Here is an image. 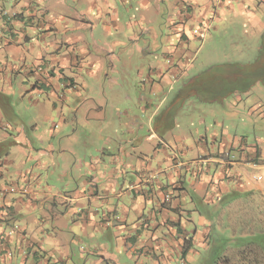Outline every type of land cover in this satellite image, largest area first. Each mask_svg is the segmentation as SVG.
Returning <instances> with one entry per match:
<instances>
[{"label": "crops", "instance_id": "crops-1", "mask_svg": "<svg viewBox=\"0 0 264 264\" xmlns=\"http://www.w3.org/2000/svg\"><path fill=\"white\" fill-rule=\"evenodd\" d=\"M259 2L262 8L257 10L263 12L264 0ZM253 3L258 0H0V178L10 146L27 150L29 161L34 160L32 155H45L52 162L56 159L52 143L46 150L37 149L34 142L23 134V128L11 122L18 117L14 111L16 98L23 103L27 99L32 101L46 87L51 96L64 103L66 94L76 83L72 80L73 66L78 63L79 72L86 68L85 63L88 70L101 67L106 61L99 58L100 51H107L108 62L113 64L111 58H116L121 39L131 41L135 52L150 54L151 41L152 44L156 42L158 36L153 24L166 11L172 13L164 22L169 31L165 56L173 67L167 71L159 67L151 72L160 84L173 83V78H188L184 76L191 67L188 61L184 65L185 58H188L185 44L176 43L183 42L188 35L193 38L200 33L206 35L211 29L210 16L221 12L246 14L251 23L264 32V20ZM41 39L44 46L40 44ZM142 41L143 48L139 45ZM82 57L85 58L83 63L78 61ZM27 64H30L29 69ZM42 64L56 69L58 75L44 77L38 74L35 70ZM218 67L212 66L199 76L193 75L190 81L194 80V83L190 87L189 82L183 83L171 102V87V90L164 91L155 108L142 109L144 114H149L147 125L141 124L136 115L130 124H126L131 134L129 142L148 143L153 148L154 157L148 160L143 152L133 157L131 152L120 147V156L132 158L130 179H126L123 185L111 171L107 180V177L101 181L91 177L88 184L78 185L71 193L53 194L52 187L44 186L37 175L50 164L47 161L41 164L39 160V167L33 174L28 171L16 173L13 186L0 183V196L4 198V206L0 208L8 210V214H0V255L12 244L23 254L27 244L30 249L34 248L33 253L36 248L45 254L50 250L53 257L58 253L59 257L54 260L56 264H69L68 259L75 256L72 244L84 240L86 248H83L85 256L82 257H86V261L83 264H130V261L136 264H146V261L149 264H188L189 257L195 264L209 263L205 256L209 255L217 239L225 240L221 234L225 229L221 216L226 214L230 222L236 221L235 216L240 212L238 208L246 198H250L248 201L258 200L261 205L264 201V178L259 173L264 170V149L259 145L249 147L245 137L223 131L221 135L214 132L210 141L207 136H199L189 147L187 137L176 132L177 118L186 101L182 94L189 90L197 94L196 87L206 88L210 83H200L204 80L202 75L206 76ZM241 67L238 77L228 79V84L241 86L239 82L241 78H247L243 75L248 68L247 65ZM61 80L64 83L59 82ZM149 82L156 84L152 77ZM154 90L164 88L153 86ZM39 104V101L34 103L32 109H37ZM43 108L40 106L39 109ZM44 118L48 120L47 116ZM51 121L55 126L54 120ZM20 122L26 127L23 120ZM7 129L12 133L16 129L17 137ZM56 129L57 126L51 132L52 138ZM143 130L145 135L140 134ZM36 132L35 125L31 137H35ZM60 173L66 179L67 172L61 168ZM8 194L14 195L11 201L6 197ZM36 212L39 216L31 219ZM24 216L27 218L22 224L23 221L17 219ZM241 220L240 223L249 224V232L255 235L253 239L259 244L254 242L257 245L255 252L250 248L253 243L243 247L236 263L264 264L263 228L252 226L255 224L252 215L246 214ZM32 222L40 228L41 242L29 231ZM14 233L18 240L12 236ZM65 233L73 237H66ZM50 239L55 241H48ZM46 242L57 244L58 248L46 251ZM186 245L190 249L185 254ZM227 253L223 249L218 261L228 257ZM252 253L256 258L251 263L247 256ZM139 255L145 260L137 261ZM8 256L10 254L3 256L4 262ZM226 261L231 262L229 259L223 264ZM41 263L51 264L52 260L39 261Z\"/></svg>", "mask_w": 264, "mask_h": 264}, {"label": "rangeland", "instance_id": "rangeland-1", "mask_svg": "<svg viewBox=\"0 0 264 264\" xmlns=\"http://www.w3.org/2000/svg\"><path fill=\"white\" fill-rule=\"evenodd\" d=\"M259 1L253 3L256 10L262 8ZM257 11L259 17L264 20V11L261 12V9ZM171 13V11H166L165 15L159 16V20L153 24L158 36H156V42L152 44L151 41L152 47L148 49L150 54L144 55L142 52H135L131 41L127 40L125 42L124 39H121V47L118 46L116 49V58H111L113 64L108 62L110 59L107 51H100L101 57L99 58L106 61L104 64H100L101 67L95 66L88 70L89 66L85 63L86 68L83 72H79V64L76 63L73 66L74 77L72 79L76 82V85L71 86L72 91L66 94L67 97L64 103L51 96L49 94L50 89L46 87H43L42 94L34 97L32 101L27 99L23 103L19 98H16L14 111L18 117H14L11 122L15 126L23 128V134L34 142L37 149L46 150L52 143L56 159L52 162L45 155L43 157L32 155L34 160L29 161L27 150H22L15 145L10 146L8 156L4 157L5 164H3V176L0 178V183L4 186H13L14 182L16 183V180H13L14 175L26 171L33 174V171L35 172L39 167L37 162L39 160L41 164H43V161L50 164L37 175L43 181L44 186L50 185L52 187L53 194L71 193L78 185L81 187L84 183L88 184L91 177H96L99 181L104 180L103 177H107V180L111 171H114L115 179L123 185L126 179H130L131 166H129V163L132 158L120 156V147H124L131 152L133 157L136 154L139 156V152H143L144 155L148 156V160H152L154 157L153 148L148 143L129 142L131 134H129L130 130L128 131L126 124H130L129 122H132L133 116L136 115L139 117L141 124L147 125L149 114H144L142 109L145 107L146 109L155 108L162 100L164 91L172 89L169 98V102H171L177 96L178 89L181 88L183 83L190 82L193 75L199 76L200 73L210 70L212 66L219 67L208 72L206 76L202 75L205 82L210 83L206 85V88H203L204 90L196 87L197 94H192L193 91L191 90L184 91V94H182L186 101L184 109L177 118L176 132L187 137L186 145L189 147L195 144L194 141L199 139V136H207L210 141L214 132L221 135L223 131H228L232 136L245 137L249 147L257 144L261 149H264V80L255 81L258 76H264V69H261L264 65L262 63L264 49L261 50L264 45V32L260 30L259 26L251 23L250 17L246 14L237 15L234 12L212 14L210 16L211 29L206 35L200 33L197 38L188 35L187 38H183V42L176 43V45L185 44V55H188V58L186 57L184 60V65H187L186 61H188L191 68L186 71L188 75L184 76H188V78H185L186 81L184 78H173V83L160 84L159 79L151 71L159 67L167 71L173 67L165 56L167 54V41L169 39L167 33L169 31H167L164 22L165 18L170 16ZM137 19L139 20L138 17ZM137 28L135 27V29ZM40 44L45 45L42 39ZM139 45L142 48L145 47L144 41ZM82 60L84 62L85 58L82 57L78 61L83 63ZM231 64L234 67H231ZM237 65L240 68L247 65L248 72L244 70L245 74L243 76L251 75L249 78H241L239 82L241 86L227 84L222 78H216L219 74L226 79L235 80L241 72ZM48 66V64L47 66L42 64L35 71L44 77L48 74L51 77L53 74L58 75V72H55L56 69L53 68L52 70ZM29 67L30 64H27L28 69ZM255 72L257 74H254ZM247 73L249 74L247 75ZM151 77L156 82L155 85L153 82H149ZM24 82L31 89L30 84L25 79ZM59 82L64 83L62 80ZM153 86H161L164 90L152 91ZM38 101L40 103L39 107L32 109L34 103ZM40 106L44 108L39 109ZM46 116L48 120H45L44 117ZM52 119L55 126L51 123ZM100 119L104 121L101 122ZM20 120L25 122L26 127L21 125ZM35 125L37 127L36 136L31 137L34 136L31 132ZM56 126L55 137L52 138L51 132ZM7 131L12 133L8 129ZM140 134L145 135V131H141ZM12 135L17 137L16 129H14ZM40 135L43 136L41 138L37 137ZM119 138L126 140V142L119 141ZM7 142L11 143V140ZM63 151H66V153L62 154ZM32 152L33 154L36 153L33 149ZM61 168L64 169V172H67L66 179L60 173ZM259 173L264 178V170ZM13 196L8 194L6 197L11 201ZM249 199L246 198L241 203L238 208L240 212L237 211L239 213L235 216L236 221L232 220L233 223L229 221L226 214L221 216L225 228L221 234H223L225 240L217 239V243L214 244L209 255L205 256V259L209 260L207 264H223V261L229 259L237 264L239 252L249 243H253L250 248L255 252L254 248L257 247L256 244H259V242L254 240L255 235L249 232L251 230L249 224H242L240 220L244 219L246 214L252 215V219L255 221L252 226L255 225L256 228L261 226L264 230V201L261 205L258 200L248 201ZM258 199L261 200L262 198L258 196ZM3 201V196H0V206H4ZM3 213L8 214V210L0 208V214ZM38 216L39 212H36L30 218L33 219ZM26 218L24 216L17 220L19 222L22 220V224H24ZM19 224L21 225V223ZM30 225L29 231L33 232L32 235L36 236L38 241L41 242L42 240L39 237L41 232L37 226L38 224L32 222ZM10 229L8 228L9 231H11ZM67 231L71 230H65V232ZM65 234L66 237H73L72 234ZM12 236L18 240L16 233ZM48 241L54 242L55 240L50 239ZM83 241L79 240L77 244H72L75 256L68 259L69 264H83L86 261V257H82V255L85 256L83 248H86ZM261 245L264 246V242ZM48 248H58V245L54 243L49 245L46 242L45 250H49ZM33 249L25 244V252L20 254L16 245H9L8 250L5 249L0 255V264H39V261L44 262L49 259L52 260L51 264H56L54 260L56 261L59 257L58 253L53 257L50 250L48 254H45L38 248L33 253ZM223 249L228 252L226 254L228 257L224 258L225 260L220 259L218 261ZM6 254H10V256L4 262L2 258ZM189 258L188 264H195L192 258ZM247 258L252 263L255 261L256 255L252 253ZM138 260L143 261L145 258L139 255ZM231 262L226 261V264ZM130 264H136V262L130 261ZM146 264H149V262L146 261Z\"/></svg>", "mask_w": 264, "mask_h": 264}, {"label": "flooded vegetation", "instance_id": "flooded-vegetation-1", "mask_svg": "<svg viewBox=\"0 0 264 264\" xmlns=\"http://www.w3.org/2000/svg\"><path fill=\"white\" fill-rule=\"evenodd\" d=\"M263 55H264V52H263ZM262 63L264 64V60L262 61ZM261 69H264V65H263V68H261ZM260 69V70H261ZM249 71H251V70H249ZM254 72V71H253ZM250 73H252V71L250 72ZM249 74V73H248ZM254 74H257V72H255ZM243 77V76H242ZM247 78H249V77H251V75L250 76H246ZM255 77H257V76H255ZM216 78H222L223 80H225L226 81V83L228 84L229 83V80L228 79H226L225 77H223L222 75H219L218 74V76L216 77ZM260 80H264V76H258L256 79H255V81H260ZM194 83V80H191L190 82H189V84H188V86L190 85H192ZM200 83H203V84H205L206 82H205V80H203L202 82H200ZM207 84V83H206ZM189 86V87H190Z\"/></svg>", "mask_w": 264, "mask_h": 264}, {"label": "trees", "instance_id": "trees-1", "mask_svg": "<svg viewBox=\"0 0 264 264\" xmlns=\"http://www.w3.org/2000/svg\"><path fill=\"white\" fill-rule=\"evenodd\" d=\"M190 249V246L189 245H186L185 246V250H184V253L186 254L187 253V251Z\"/></svg>", "mask_w": 264, "mask_h": 264}, {"label": "built area", "instance_id": "built-area-1", "mask_svg": "<svg viewBox=\"0 0 264 264\" xmlns=\"http://www.w3.org/2000/svg\"><path fill=\"white\" fill-rule=\"evenodd\" d=\"M167 198H170V196H167Z\"/></svg>", "mask_w": 264, "mask_h": 264}]
</instances>
